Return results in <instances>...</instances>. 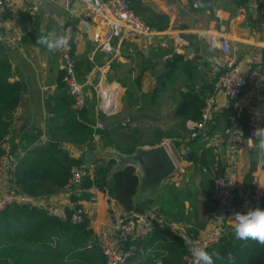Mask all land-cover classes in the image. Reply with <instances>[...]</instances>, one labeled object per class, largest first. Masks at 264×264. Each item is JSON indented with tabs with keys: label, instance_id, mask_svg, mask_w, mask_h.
<instances>
[{
	"label": "crops",
	"instance_id": "crops-1",
	"mask_svg": "<svg viewBox=\"0 0 264 264\" xmlns=\"http://www.w3.org/2000/svg\"><path fill=\"white\" fill-rule=\"evenodd\" d=\"M141 1L153 11L165 14L169 21L168 28L158 32L154 40L130 38L125 34L120 37L112 36L109 39L108 53L101 50L103 39H92L95 33L102 37L105 29L92 19L77 0L69 5L65 0H44L43 4H38L37 0L27 3L13 0L5 6L0 20V36L6 39L0 41V53L10 64L13 75L10 80L19 83L22 92V102L16 111L12 133L8 136L6 145L10 150L11 144L17 142L20 134L28 133L38 137L37 146L45 145L53 138L61 143L71 157L83 159L87 149L67 141L61 130L63 105L57 90V58L55 54L36 44L41 27L49 30L59 28L62 31L69 22L73 23L72 52L76 73L86 93V106L88 101L93 102V107L96 104L95 109L90 107L92 103L88 106L96 127H108L117 144L120 143L119 135L130 127H122L121 123L129 118L143 122L146 130L155 127H160L161 130L165 127L168 130L173 126L175 129L182 126L183 129L179 136L160 133L151 141L152 146L166 141L169 155L178 163L180 170L159 186H140L133 198L135 210L132 212L141 211L155 216L154 219L160 223L164 216L176 217L179 210H182L181 205H184V210L191 206L196 210L197 219L207 225L205 232L218 223L223 228V234L233 232L231 215H218L210 199L212 167L195 165L194 158L203 150H211L216 163L221 168L225 166L230 145L228 122L231 117L238 115L236 203L239 208L236 211L244 209L249 195L253 193L260 196L264 207V165L260 163L264 157L258 155L257 161L253 160V144L242 126L243 116L251 113L258 117L259 127H262L264 95L241 96L236 100L216 95L210 119L204 127L195 129V137H191V131L196 121L180 117L176 110L178 101L185 94H197L205 100L214 93L211 73L223 70L224 57L209 45L207 36L210 33L218 32L227 38L230 56L243 63L245 72L257 70L264 73V0H217L212 10L195 7L194 0ZM215 11L220 12L222 20L215 18ZM163 41L167 45L165 49L160 47ZM130 48L133 56L128 51ZM173 48L175 53L184 55V62L191 67L185 73L177 70L171 76L168 74L165 85L161 86L163 92L160 96L155 87V76L165 70L161 67L162 58ZM187 49H190L189 55L185 53ZM209 56L216 57L219 62L210 64L207 60ZM137 69H145L139 88L133 83ZM209 84L210 88L207 87ZM128 89L133 90L135 97H147L145 109H140V104L131 107L126 105L124 98ZM112 93H115L113 104L105 109ZM99 112L102 113L101 116H98ZM89 150L97 160L107 161L114 159V151L118 149L102 148L96 137ZM13 155L18 163L24 152ZM176 176L181 179L177 187L173 184ZM11 183L9 175L5 184ZM170 184L173 186L171 188L176 189L175 193H172L173 189L166 188ZM87 191L89 199L79 201V205L94 233L101 228L109 230L116 218L126 214L106 190L91 188ZM69 196L64 190L35 200L38 204L45 202L64 209L72 207ZM162 200L169 201L168 208L176 211L168 213L160 208ZM176 205L179 209H175ZM158 242V239L150 240V237L142 242V245L148 246L147 251L142 247L145 256L150 250L153 251Z\"/></svg>",
	"mask_w": 264,
	"mask_h": 264
},
{
	"label": "trees",
	"instance_id": "trees-1",
	"mask_svg": "<svg viewBox=\"0 0 264 264\" xmlns=\"http://www.w3.org/2000/svg\"><path fill=\"white\" fill-rule=\"evenodd\" d=\"M127 1L131 11L151 29L160 32L168 28L169 21L165 14L153 11L141 0ZM216 3L217 0H198L197 8L212 10ZM190 67L189 63L184 62V55L178 53H172L163 61V68L168 71L169 76L177 70L185 73ZM137 70L133 83L136 88H139L145 69ZM12 76L8 60L0 53V155L5 153L1 145L12 133L16 111L22 102L21 87L16 81L10 80ZM163 85L165 82L161 86ZM207 87L210 88V84ZM57 90L63 105L60 116L61 130L67 141L89 150L95 138L98 137L102 148L115 147L125 154H132L135 151L138 144L134 143L136 137L131 135L133 133L119 135L120 143L117 144L108 127H96L94 117L88 108L91 103L90 107H93L92 101H88V105H85L82 110L74 108V98L63 83L60 73ZM135 100L133 90L128 89L124 102L131 107L135 105ZM203 105L204 99L199 95L185 94L178 101L176 113L184 119L195 122L199 120ZM101 114L99 112L98 116ZM242 126L246 131L245 115ZM262 127H264V115ZM37 141V136L22 133L17 142L11 144L9 150L12 155L24 152L10 175L11 184L22 194L33 198L64 191L71 168L82 163L81 159L71 157L61 143L53 138L49 139L47 144L40 146L36 145ZM215 160L211 150H203L194 158L195 165H210L220 172L221 166ZM115 163L113 159L107 161L100 159L92 165L81 182V191L78 194L71 193L69 196L72 207L64 208L68 216L76 209H81L79 201L89 199L90 194L87 190L91 188L106 190L126 213L135 210L133 196L138 185L135 169L127 165L109 175ZM82 213L83 221L79 224H71L49 215L40 206L34 204L9 205L0 213V264H104L96 235L89 227L84 212ZM161 224L154 220L153 232L146 239L134 242L147 251L148 246L142 245V242L149 237L150 240H159L153 247V251L147 252L146 256L135 264H156L157 262L185 264L182 257L189 253L187 243L180 234L171 232ZM213 250L219 252L224 258L216 260L215 264H264V245L251 240L239 241L235 239L233 232L224 233L218 243L207 251L211 253ZM229 254L233 257L232 261L228 259Z\"/></svg>",
	"mask_w": 264,
	"mask_h": 264
},
{
	"label": "built area",
	"instance_id": "built-area-1",
	"mask_svg": "<svg viewBox=\"0 0 264 264\" xmlns=\"http://www.w3.org/2000/svg\"><path fill=\"white\" fill-rule=\"evenodd\" d=\"M11 1L13 0H0V20L5 6ZM20 1L27 3L30 0ZM65 1L66 4L69 5L73 0ZM77 1L81 2L92 19L105 29V33L102 37L98 33L92 35L93 40H104L101 50L105 53H108L109 51V39L112 36L120 37V35L125 34L130 38H147L149 40H154L158 36L157 31L151 29L144 21H142V19L131 11L127 0ZM193 5L196 7V2H193ZM214 16L216 19L222 20L219 11H215ZM62 31L69 35L70 44L67 49L55 53L57 58V70L61 74L62 81L66 88L74 98V108L82 110L86 105L87 98L83 84L78 80L73 58L72 42L74 38V26L69 22ZM207 40L209 45L218 50L224 57L223 70H216L211 73V83L213 85L214 93L204 100V105L200 110L199 120L194 123V128L191 131V137H195V129L204 127L209 121L216 102V95H221L229 100H236L241 96L264 95V73L257 70H249L245 72L243 63L230 56L229 42L227 38L220 33H210L207 36ZM176 41L179 43L182 42L179 40ZM160 47L165 49L167 47L166 42H161ZM128 51L130 55L133 56V50L130 48ZM172 53H175L174 48L171 51H168L163 56L162 60L165 61ZM132 76L134 77L133 74ZM114 97L115 93H112L107 100L105 109L113 104ZM245 116L246 136L249 139L254 128L259 127V120L256 115L251 113H247ZM237 118L238 115H235L231 117L228 122L230 145L226 165L221 168L220 172H218L215 167L211 168L213 177L210 199L214 205L216 213L222 216L232 215L233 212L239 208L236 203L238 178L236 169L238 143L236 138V133L238 131ZM126 125L134 126L130 120L121 123L122 127ZM7 139L8 136L5 138V142L1 145L5 153L0 155V213L13 203H27L40 206L49 215L57 217L63 222H69L71 224L81 223L83 221L82 209H76L68 216L62 207L52 206L45 202L38 204L35 198L22 194L13 184H5L6 178L11 175L17 165L14 155L9 153V149L6 145ZM162 145H164L168 151L167 142H162ZM173 162L175 165V174L180 170V166L175 160H173ZM86 172L83 163L71 168L65 185V190L69 194H78L81 191L80 185ZM180 180V176L175 177V187L178 186ZM247 201L249 207L258 206L261 209H264L260 196L257 193L249 195ZM245 210V207L243 210L238 209V211ZM154 220V217L148 214L130 212L116 218L109 230L105 228L99 229L95 235L99 242L100 251L103 255V263L130 264L132 261L137 262L138 260L143 259L145 251L134 242L146 239L153 232ZM222 235L223 229L220 223L213 225L203 235L196 237H190L183 233L180 234L189 248L200 246L205 247L206 250L217 244ZM182 260L185 264H195L190 251L182 257ZM156 264L160 263L157 262Z\"/></svg>",
	"mask_w": 264,
	"mask_h": 264
},
{
	"label": "clouds",
	"instance_id": "clouds-1",
	"mask_svg": "<svg viewBox=\"0 0 264 264\" xmlns=\"http://www.w3.org/2000/svg\"><path fill=\"white\" fill-rule=\"evenodd\" d=\"M37 3L43 4L44 0H37ZM5 39V37L0 36V41ZM36 44L44 47L49 53L55 54L58 51L68 48L70 37L59 28L49 30L41 27L36 38ZM207 60L210 64L219 62L214 56L207 57ZM249 141L253 144V150L261 157H264V127L254 128ZM260 163L264 165V159ZM245 208V211L233 212L230 217L235 239L239 241L251 240L260 245H264V209L258 206L249 207L247 202ZM189 251L195 264H215L216 260L224 259L219 252L213 250V252L209 253L205 247L194 246L190 247ZM228 259L230 261L233 260L231 254H229Z\"/></svg>",
	"mask_w": 264,
	"mask_h": 264
},
{
	"label": "water",
	"instance_id": "water-1",
	"mask_svg": "<svg viewBox=\"0 0 264 264\" xmlns=\"http://www.w3.org/2000/svg\"><path fill=\"white\" fill-rule=\"evenodd\" d=\"M194 1L198 3V0ZM185 53L189 55L190 49H187ZM161 67L163 68V65H161ZM167 79L168 71L161 70L155 76V87L159 88L164 82L167 81ZM114 152L115 155L113 158L115 159L116 163L114 167L111 168L109 175L123 166L129 165L133 167L138 178L136 193L140 186H159L163 181L172 177L175 172L174 162L165 146L162 144H157L150 148L137 147L132 154L121 153L118 150ZM252 158L254 161H257L258 154L254 152ZM96 160L97 159L95 155L90 150L85 151L82 159L85 170L88 171L96 162Z\"/></svg>",
	"mask_w": 264,
	"mask_h": 264
},
{
	"label": "rangeland",
	"instance_id": "rangeland-1",
	"mask_svg": "<svg viewBox=\"0 0 264 264\" xmlns=\"http://www.w3.org/2000/svg\"><path fill=\"white\" fill-rule=\"evenodd\" d=\"M158 94L161 96V93L163 92V87H159L158 89ZM147 97L143 96V97H136L135 100V105L136 104H140L141 108L140 109H145L146 107V102H147ZM130 122L133 123L134 126L130 125L129 129L125 132L126 133H133L131 135H134L136 137V141H134V143H137L139 145V147L142 148H149V146L152 145H148L147 143L151 144V141L156 139V136H158L160 133H165V135H180L182 132V126H177V128L175 129L174 126L172 128H169L167 130V128H163L164 130H161V128L159 127H155L153 129H149L146 130L147 128L143 127V122L138 121V119H130ZM143 121V120H142ZM167 130V131H165ZM180 162V161H178ZM186 178V177H184ZM170 180V179H169ZM174 184V182H173ZM184 184V181H183ZM173 187L172 184H170L169 186H166V188L168 189H173L174 191H172V193H175V188H171ZM160 208L165 209L169 212L173 213L176 211L168 208L169 207V201H165L162 200L159 204ZM182 206V210L184 212H182V210H179V214L176 215V217L170 218V217H162L161 223L164 227L173 230L175 232H179V234H181L182 232H185L186 234H192V235H202L203 233H205V230L207 228V225L204 224V221L198 220L197 219V215H195L196 210L193 209L191 206H189V208L187 210H184V205ZM190 208L192 209L190 211ZM175 209H179V206L176 205ZM138 213H142L141 211H138ZM155 218V216H154ZM182 229V230H181ZM223 229V228H222ZM130 264H135L134 261H132Z\"/></svg>",
	"mask_w": 264,
	"mask_h": 264
}]
</instances>
